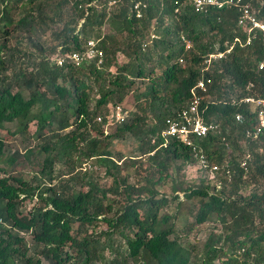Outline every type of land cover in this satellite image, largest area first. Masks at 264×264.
Here are the masks:
<instances>
[{"label": "trees", "instance_id": "16d2710c", "mask_svg": "<svg viewBox=\"0 0 264 264\" xmlns=\"http://www.w3.org/2000/svg\"><path fill=\"white\" fill-rule=\"evenodd\" d=\"M108 1L0 0V130L10 122H17L16 132L32 121L42 123L37 134L42 142L23 152L7 149L0 138L5 161L0 163V264L264 263V134L245 139L255 114L240 101L253 93L264 97V69H258L264 43L235 44L203 73L211 78L203 118L219 130L194 140L207 162L200 182L182 188L170 170L197 162L198 152L175 139L162 145L160 137L152 138L167 117L187 105L205 56L243 38L237 12L211 7L197 13L174 0H143L147 6L137 18L132 5L138 0ZM250 1L264 19V0ZM47 31L55 41L51 50L60 53L83 51L88 40L98 41L102 61L60 66L45 56L34 58L20 41L10 43L23 34L42 50ZM151 33L156 37L150 40ZM182 36L191 41L189 50ZM119 54L127 61L119 64ZM179 57L188 65L182 67ZM130 93L135 109L123 106L128 117L106 133L108 106L122 104ZM236 112L244 116L242 123L235 121ZM126 135L137 141L139 155L128 159L135 182L120 174L127 167L122 155L108 149L110 139ZM35 147L44 155L27 179L18 165L34 157ZM247 153L244 169L240 163ZM88 160L112 178L109 186L82 167ZM213 165L218 169L210 178ZM168 178L172 193L197 198L195 224L209 202L221 223L200 248L182 244L176 213H161L169 202L156 187ZM172 199L179 200L178 193Z\"/></svg>", "mask_w": 264, "mask_h": 264}, {"label": "built area", "instance_id": "2783aa9c", "mask_svg": "<svg viewBox=\"0 0 264 264\" xmlns=\"http://www.w3.org/2000/svg\"><path fill=\"white\" fill-rule=\"evenodd\" d=\"M119 0H109L108 4L111 5ZM175 5L189 6L197 13L206 12L209 8L215 7L218 9L231 7L237 12V27L243 32V38L240 36L234 37L232 44L226 50L217 51L207 54L201 62L202 76L198 78L195 84L190 88V95L188 103L185 107L177 110L172 116H169L164 121V126L161 131L152 138L156 137L162 139V145H166L170 139L180 141L185 146H189L196 153L201 167L206 166V157L198 149L194 143L196 138L204 137L209 131H218L217 124L207 123L203 118V101L208 95L209 84L211 78L205 76L203 73L208 69L212 59H220L226 52H229L235 44L242 46H249L254 40H261L264 43V19L258 16L257 10L252 5L250 0H174ZM147 4L143 0L135 1L132 5V10L137 18H141L143 11ZM177 6V8H179ZM176 8V10H177ZM154 33L150 34V40L155 38ZM185 44V50L191 48V41L182 36ZM145 47V44L144 46ZM103 50L98 47V41L90 39L87 41L86 48L83 51H70L66 53L56 52L53 61L57 65H64L71 63L75 66H81L85 62L96 60L98 63L102 61ZM179 64H184L183 57L178 58ZM258 69H264V61L258 64ZM240 101L247 104L250 110L255 114V122L244 131L245 139H255L261 134H264V97L257 93L246 95L240 98ZM129 115V110L125 109L121 104H113L108 106V113L106 120L108 123L120 124L125 121ZM235 121L242 123L244 116L240 112L234 114ZM97 121H102V117H97ZM106 122V123H107ZM250 160V155L245 154L240 166L244 169L247 168V162ZM218 169L217 165H213L210 169V178L214 176V171ZM264 264V263H262Z\"/></svg>", "mask_w": 264, "mask_h": 264}, {"label": "rangeland", "instance_id": "374dc122", "mask_svg": "<svg viewBox=\"0 0 264 264\" xmlns=\"http://www.w3.org/2000/svg\"><path fill=\"white\" fill-rule=\"evenodd\" d=\"M109 30L110 29L106 25L103 27V31L105 33L109 32ZM15 41H20L24 49L32 51L34 53V58L45 56L52 61L55 58L56 51L51 50V46L54 45L55 41L50 36L49 31L43 33L42 35L40 42L42 50H38L30 43H27L26 38L23 36V34H15L14 37H11L10 43L14 44ZM117 59L119 64L127 61V59L122 54H119ZM180 65H182V67L184 65L186 66L188 65V62L185 61L184 64ZM19 67V64H16L15 69ZM157 73H159V71H157ZM133 93L135 94V92ZM23 95L24 97L28 96L27 91L24 90ZM121 105L127 107L129 110H134L135 107L133 94L130 93ZM17 125V122L6 123L4 128L0 130V138L4 141L7 149H18L23 152L25 150V147L30 145H37L42 142V139L37 135L39 134L42 123L32 121L27 125V128L24 132H16ZM114 128L115 124L108 122L105 124L106 133H110ZM108 142V149L112 152H119L123 157V162H125L127 166L122 167L120 174H128V180L130 182H135L138 177H136L135 170L132 165L129 164L128 159L130 157L139 155L137 141L131 135H126L122 138L110 139ZM104 144L105 143H103L102 145ZM34 152L35 155L33 158H31L30 161L21 159L22 162L20 161V164L18 165V170H20L24 178L27 179L30 178L33 173H35L37 168V161L41 160L44 155L43 152L38 151L37 147H35ZM3 159L4 157L0 158L1 165L5 163ZM82 167H85L88 170H92L101 186L110 185L112 178L105 175L103 168H99V166H96L92 160L84 162L82 164ZM202 170L203 167H201V164L199 163V161H197L195 163L183 165L178 172L174 171L173 169H171L170 172L172 173V177L176 179L177 184L179 183L180 187L185 188L191 185H197L200 182V177L203 175ZM172 183L173 181L168 178L156 187L161 194L166 195L169 202L168 205L161 210V213H176V218L173 220V222L175 230L179 233L178 235L180 236L182 244L186 245L187 243H195L197 247L200 248L210 232H217L220 230L221 223L216 218L215 213L212 211V204L211 202H209V207H207L208 209L203 211L204 213H202L200 218H198L200 219V221L198 220L199 223L195 224L194 212L197 208V198L185 199L183 192L178 191L176 193H178L179 200L172 199L173 194H176L172 193ZM247 193H249L248 189L244 192V194ZM178 201H180L179 205H177ZM30 206L31 202L26 201L23 208L28 209ZM25 238L27 239L29 247L32 248L33 245L29 240L30 236L27 235ZM43 264H47V262L43 260Z\"/></svg>", "mask_w": 264, "mask_h": 264}]
</instances>
